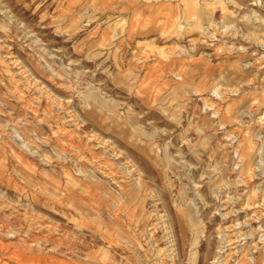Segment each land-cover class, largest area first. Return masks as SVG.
Returning <instances> with one entry per match:
<instances>
[{
	"label": "rangeland",
	"instance_id": "374dc122",
	"mask_svg": "<svg viewBox=\"0 0 264 264\" xmlns=\"http://www.w3.org/2000/svg\"><path fill=\"white\" fill-rule=\"evenodd\" d=\"M0 264H264V0H0Z\"/></svg>",
	"mask_w": 264,
	"mask_h": 264
},
{
	"label": "bare ground",
	"instance_id": "6f19581e",
	"mask_svg": "<svg viewBox=\"0 0 264 264\" xmlns=\"http://www.w3.org/2000/svg\"><path fill=\"white\" fill-rule=\"evenodd\" d=\"M258 1H259V0H258ZM99 138H100V137H99ZM104 139H105V138H104ZM100 140H101V139H100ZM102 140H103V139H102ZM102 140H101V141H102ZM107 142H108V141H107ZM102 143H103V141H102ZM111 144H112V143H111ZM111 144H110V145H111ZM104 145H105V143H104ZM100 164H101V163H100ZM107 164H108V163H107ZM104 166H105V164H104ZM106 167H107V166H106ZM102 169H103V168H102ZM102 173H107V174H105V175H111V174H112V173H111V170H109V169H107V171L104 170V172L102 171Z\"/></svg>",
	"mask_w": 264,
	"mask_h": 264
}]
</instances>
